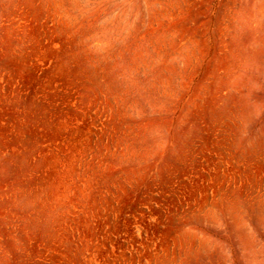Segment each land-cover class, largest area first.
I'll list each match as a JSON object with an SVG mask.
<instances>
[{
  "label": "rangeland",
  "instance_id": "obj_1",
  "mask_svg": "<svg viewBox=\"0 0 264 264\" xmlns=\"http://www.w3.org/2000/svg\"><path fill=\"white\" fill-rule=\"evenodd\" d=\"M0 264H264V0H0Z\"/></svg>",
  "mask_w": 264,
  "mask_h": 264
}]
</instances>
